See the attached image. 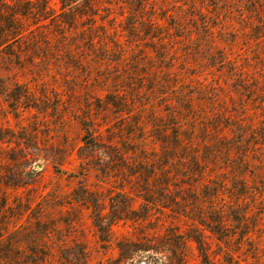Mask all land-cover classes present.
<instances>
[{"label":"rangeland","instance_id":"1","mask_svg":"<svg viewBox=\"0 0 264 264\" xmlns=\"http://www.w3.org/2000/svg\"><path fill=\"white\" fill-rule=\"evenodd\" d=\"M4 2L26 15L0 38V264H203L195 230L210 264H264V0H48L46 18ZM176 125L204 172L146 180L184 212L164 201L101 240L95 209L145 203L132 167L177 153L160 140ZM85 136L99 146L81 157ZM220 217L231 236L199 222Z\"/></svg>","mask_w":264,"mask_h":264},{"label":"trees","instance_id":"2","mask_svg":"<svg viewBox=\"0 0 264 264\" xmlns=\"http://www.w3.org/2000/svg\"><path fill=\"white\" fill-rule=\"evenodd\" d=\"M28 3H32V4H36V10L33 12V14H39V16H43L44 18H46V14L51 10L48 8V0H27ZM34 1V2H33ZM62 3V7L61 9H66L68 8L73 9L72 11H75L74 9L78 8L80 3L79 0H61ZM73 4V5H71ZM26 13H24L23 11H13V8L10 7V5H8L6 2H4V0H2V2L0 3V19L3 20L5 22V25L0 26V38H2L3 32L10 28H16L20 18H22L23 16H25ZM68 15V14H65ZM6 36H9V34H7ZM264 91V90H263ZM262 96L264 97V92L262 93ZM264 103V99H262V101ZM218 117V116H217ZM237 121V120H236ZM230 124V123H229ZM232 126V123L229 125ZM234 128L237 130V132H239L241 134V136H243L242 134H244L243 131V127L240 124H233ZM242 126V127H241ZM179 125H176L174 127H172V132L170 134V139L171 141H169L166 137H162L160 140L162 142H169L170 143V148L172 146L173 151H177V153L174 154H170V152L167 153V149L162 153L161 156H158L157 159H150L149 161H145L144 166L143 165H139L137 167H132V168H138L137 170L131 171V175H135L137 173H139V178H141L142 182L138 185L139 190L142 192L141 196L144 200V204H142L138 209H134L132 208V202L130 201L131 199L128 197V195L125 192H122V198L120 200L117 201H113L110 203V210L108 211V214H106V216L102 215L97 209H95V213L93 215V224L95 226V228L100 232V234L103 236L101 237V240H106L107 236L110 233V229L111 226L115 223H117L120 220H138V219H143L145 220L148 216V213L151 209V207H156L157 205H159L160 207H164L165 205H163L162 203L164 201L167 202V200H169V202H172L175 206H171V210L172 212L178 213V212H184L183 209H180V206L183 205L182 203H178L177 200V196L174 193L169 192L168 190V186L167 182L164 183H160V177L154 179V181L149 184L147 183L148 181L146 179H149L152 172L150 171V168L152 167L153 170H163V175L161 176V179H163L165 177L166 173L168 176L169 172L167 171V165H171L173 166V171L172 174L169 175L171 178H175V181L177 179H181L183 176L185 178H189V177H193L194 174L197 175L199 174L201 176V174L204 172V168L202 167L203 165L206 164V156L203 157L204 160L203 162H201L196 156L190 154L192 149L191 144H190V140L187 141L188 139L186 138L187 135L185 134V137L181 135V133L179 132ZM254 129L255 132L253 131V134H259L260 138L262 139V143L264 142V126L259 127ZM84 141V145L81 147V151L79 156H84V152H92L95 153L96 150H98L97 146H99V143L95 142L94 139L89 138L87 136H85V139H83ZM185 141V142H184ZM237 145L246 147L248 146L247 143L245 141H237ZM233 146V145H232ZM230 144L224 143L222 140H217L214 144L213 147L216 149V151H226L228 152L231 147ZM205 148H207L205 151L208 150V145L205 146ZM246 152V150L244 151ZM180 153V155H179ZM181 154H184L186 156H189V162L185 161L186 157L181 156ZM210 154V153H209ZM144 159L148 158L143 156ZM158 162L159 164L155 165ZM243 166V165H242ZM130 168V167H129ZM131 168V170H132ZM243 168V167H242ZM244 170V169H243ZM186 172V175H184V173ZM198 175V176H199ZM136 176V175H135ZM211 182V181H208ZM204 188V191L208 190V185L204 184L202 185ZM245 187V185H244ZM211 194V193H210ZM215 194L216 193H212ZM179 197L181 198V200H185L184 197H182V195H179ZM92 201H95V199H91ZM91 202V201H89ZM96 202V201H95ZM93 204V203H92ZM94 206V204H93ZM99 205L96 204V207H98ZM179 210V211H178ZM244 216V215H242ZM222 217H220V219H217L215 222L216 225L209 227L210 225L206 224L204 225V221H199L201 222L200 224L202 226H206L208 228H210L211 231L215 232L218 235H222V236H231V235H227L228 233H226V231L229 230L228 225L225 223L224 220L221 219ZM239 219H237V224L240 225L241 230L239 231V235L244 236L246 234H248L247 229L245 228V225L243 226V219H241V215L240 217H238ZM194 233L189 235V237H192V239L195 241V243L197 244V248L199 250V253L201 255V259L203 264H210V259H209V254L207 252V246L205 241L202 238V233L199 230H195L193 231ZM236 231H234L233 233H235ZM178 237V235H177ZM180 238V237H178ZM181 240H183V237L180 238ZM178 243H182L183 241H177ZM136 245L135 244H129V245H119V249L121 250V254H123L125 251H134ZM134 248V249H133ZM141 250H149V248H142Z\"/></svg>","mask_w":264,"mask_h":264}]
</instances>
